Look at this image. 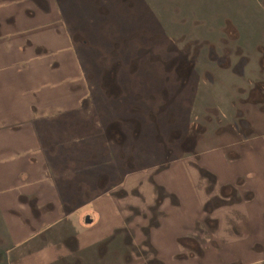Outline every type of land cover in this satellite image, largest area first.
<instances>
[{
  "label": "rangeland",
  "instance_id": "obj_1",
  "mask_svg": "<svg viewBox=\"0 0 264 264\" xmlns=\"http://www.w3.org/2000/svg\"><path fill=\"white\" fill-rule=\"evenodd\" d=\"M60 1L84 100L40 126L72 218L41 264H264V0Z\"/></svg>",
  "mask_w": 264,
  "mask_h": 264
},
{
  "label": "crops",
  "instance_id": "obj_2",
  "mask_svg": "<svg viewBox=\"0 0 264 264\" xmlns=\"http://www.w3.org/2000/svg\"><path fill=\"white\" fill-rule=\"evenodd\" d=\"M62 4L0 0V224L5 235L0 228L7 243L3 248L0 244V252L1 257L14 254L15 264H41L49 242L46 233L57 234L52 223L72 219L62 201L67 188L56 180L51 163L54 147L39 141L46 132L40 126L72 116L84 100L80 56L59 13ZM66 241L60 247L73 250ZM24 246V252L17 251ZM74 261L93 264L87 256Z\"/></svg>",
  "mask_w": 264,
  "mask_h": 264
},
{
  "label": "flooded vegetation",
  "instance_id": "obj_3",
  "mask_svg": "<svg viewBox=\"0 0 264 264\" xmlns=\"http://www.w3.org/2000/svg\"><path fill=\"white\" fill-rule=\"evenodd\" d=\"M115 124H116V122H115ZM123 129H124V131H123ZM127 130V127H123L122 125H121V128L119 127V128H116L115 129V132L116 133H118L119 134V140H118V142H122L123 141V134L125 133V131ZM130 132H131V130H130ZM132 133V132H131ZM136 135L137 134H135V137H136ZM126 144H128V143H126V142H123V143H121V145H119V146H125ZM116 146V145H115ZM117 147V146H116ZM120 158H121V156H120ZM108 193H113V195L116 197V194H115V187H113V189L112 190H110ZM97 215V214H96ZM78 224L83 228V229H87V228H89V227H92V226H95V224H96V219H95V217L91 214V213H89V212H86V210H84V212L82 213V215L81 216H78ZM86 221H89V223H87ZM257 228H259V227H257ZM118 227H116V229L114 230V233H113V236H115V234H116V232L118 231ZM261 230H263L261 227L259 228V231H261ZM126 232H124V234H125ZM148 237V236H147ZM127 240H128V242H133V236H132V234H128L127 235ZM147 240H148V242H152V240H150V238H146ZM118 258H120V261H119V263L117 262L118 261ZM126 259V256L125 255H122L121 253H119V256H116V254H111L110 255V258L108 259V262L110 263V264H114V263H116V264H122L123 263V261L126 263V264H141V263H139V259H135V260H133L132 262H130V261H128V260H125ZM123 260V261H122ZM149 261V263L150 264H153V262H151L152 260H148ZM147 261V262H148Z\"/></svg>",
  "mask_w": 264,
  "mask_h": 264
},
{
  "label": "water",
  "instance_id": "obj_4",
  "mask_svg": "<svg viewBox=\"0 0 264 264\" xmlns=\"http://www.w3.org/2000/svg\"><path fill=\"white\" fill-rule=\"evenodd\" d=\"M87 223H89V221H86Z\"/></svg>",
  "mask_w": 264,
  "mask_h": 264
}]
</instances>
